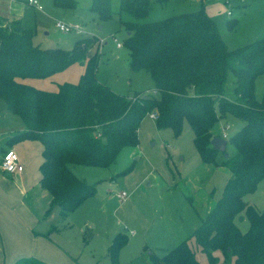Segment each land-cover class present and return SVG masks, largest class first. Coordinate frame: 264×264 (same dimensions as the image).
<instances>
[{
	"label": "trees",
	"instance_id": "trees-1",
	"mask_svg": "<svg viewBox=\"0 0 264 264\" xmlns=\"http://www.w3.org/2000/svg\"><path fill=\"white\" fill-rule=\"evenodd\" d=\"M168 1L121 0L120 13L135 20H120L128 32L123 46L129 51V67L148 72L155 84L153 91L131 97L98 81L100 52L90 49L95 38H81L70 50L42 48L33 43L35 28L0 17V99L25 124L9 143L42 142L41 183L61 216L67 217L96 194V185L79 178L72 167H111L123 150L139 145L138 131L148 115L158 114L157 127L171 128L176 136L187 122L194 146L207 164H216L220 154L211 141L222 136L214 135L213 128L229 117L240 119L244 125L229 140L236 154L220 164L231 172L220 199L191 236L161 257L152 253L151 261L201 264L195 253L200 248L210 264H218L216 252L222 253L224 264L232 259L234 264H264V211L245 200L264 179V96L261 101L255 96L256 81L264 75V37L229 49L204 9L140 22L154 3ZM54 3L75 8L73 0ZM90 9L102 19L113 14L110 0H93ZM228 25L233 28L235 22ZM76 63L85 65L79 81L60 84L56 91L21 82L49 78ZM231 77L233 89L227 92ZM243 214L250 225L246 233L236 224ZM127 243L128 237L121 233L113 238L111 264H120L119 253ZM16 264L44 263L22 259Z\"/></svg>",
	"mask_w": 264,
	"mask_h": 264
},
{
	"label": "rangeland",
	"instance_id": "rangeland-1",
	"mask_svg": "<svg viewBox=\"0 0 264 264\" xmlns=\"http://www.w3.org/2000/svg\"><path fill=\"white\" fill-rule=\"evenodd\" d=\"M38 1L44 11L32 12L35 45L70 50L81 38H95L90 49L91 52L96 49L100 52L99 82L124 96L154 89V81L148 72L130 69L128 49L116 47L117 42L123 44L128 36L120 20L135 21L131 15L120 13L121 0H110L113 14L105 19L90 9L93 0H73V9L57 6L54 0ZM231 1L234 4L237 0ZM262 2L264 0H255L245 8H235L234 17L239 16L240 22L234 30L226 26L230 18L226 16L223 0H169L164 5L154 3L148 17L140 22L161 21L204 9L210 17L218 20L217 26L223 29L225 38L249 41L248 30L263 16ZM57 22L77 25L83 33H64L56 27ZM232 80L231 77L226 85L227 92L233 89ZM227 122L230 125L226 130L229 141L244 125V121L229 117ZM223 125H226V120L213 128V134L222 135ZM138 136L139 145L123 150L116 163L109 168L72 167L79 178L95 184L97 191L62 221L70 230L71 244L76 246L78 252L80 249L87 250L83 256L85 264H91V251H101L108 238L117 233L130 238V244L122 253L129 257L121 259L123 264H148L144 262L142 254L146 259L151 251L164 255L168 249L194 233L220 199L231 176V172L220 165L225 157L222 153L217 156L216 164L202 162L194 146L193 131L187 122L181 134L176 136L171 128L159 129L155 119L148 115L141 122ZM227 154L231 157L236 154V148L230 141ZM129 168L130 171L125 173ZM122 192L127 194L126 199L119 197ZM245 200L257 210L264 211V179ZM236 224L243 233L250 226L244 214L236 220ZM100 259V264H109L108 257L102 256Z\"/></svg>",
	"mask_w": 264,
	"mask_h": 264
},
{
	"label": "crops",
	"instance_id": "crops-1",
	"mask_svg": "<svg viewBox=\"0 0 264 264\" xmlns=\"http://www.w3.org/2000/svg\"><path fill=\"white\" fill-rule=\"evenodd\" d=\"M254 1L237 0L233 4L230 0V5L227 6L225 0H223L226 16L230 18L226 23L229 30H234L239 24L238 22H240L239 16L234 17V9L245 8L248 3L252 4ZM263 4L264 2H262ZM43 11L44 8L40 11L30 6L28 0H0V17L7 20L18 19L28 28H34L32 12L36 14V12ZM229 11H231V15H228ZM261 11L263 16L259 17L254 27L248 30L249 41L233 37L225 38L222 33L223 29L217 26L229 49L242 47L264 37V10ZM207 14L209 13L207 12ZM213 20L215 23L218 21L215 18ZM232 20L235 22V26L230 28L228 22ZM116 47L122 48L123 46ZM84 71L85 65L76 63L65 71L49 78L24 79L21 82L40 90L56 91L58 86L65 82L77 83ZM127 96L131 97L130 95ZM255 96L258 101H261L264 96V75L260 76L256 81ZM227 120L226 125L228 124ZM24 130L25 124L23 121L19 117L11 115L3 101L0 104V163L4 152L13 149L19 155L24 170L21 173L9 174L0 168V264H16L22 259H35L44 264H85L83 256L87 250L80 249V252H78L79 250L76 246L71 244L70 230L62 222L67 217L61 216L58 205L53 203L50 193L41 183L44 145L40 140H24L15 144L9 143L13 136ZM116 235H111L108 238L101 251H91L89 256L91 264H100L102 256L110 259L109 247ZM192 243L193 239L189 241L191 246L193 245ZM129 244L130 238H128V243L119 253V262L121 259L124 258L123 260H125L126 257H129L122 254L123 251H126ZM145 248L148 247L146 246ZM152 253L160 257L163 256L151 251L148 252L146 259L145 255L142 254L144 262L152 264ZM195 253L197 260L201 264H210L207 256L200 248H195ZM129 255L132 254L129 253ZM97 256L99 259H97ZM215 257L219 260L218 264H224V256L221 252H216ZM109 264H111V260H109ZM120 264L123 263L120 262ZM231 264H234V259H232Z\"/></svg>",
	"mask_w": 264,
	"mask_h": 264
},
{
	"label": "built area",
	"instance_id": "built-area-1",
	"mask_svg": "<svg viewBox=\"0 0 264 264\" xmlns=\"http://www.w3.org/2000/svg\"><path fill=\"white\" fill-rule=\"evenodd\" d=\"M28 4L30 6H33L35 8H37L38 10L42 11L43 7L42 5L39 3L38 0H28ZM225 4L227 6L230 5V0H225ZM228 15H231V11L228 12ZM56 27L60 29V31L64 32V33H69L74 31L76 34H82V30L77 26V25H66L62 22H57L56 23ZM117 46L118 47H122L123 44L117 42ZM150 116L152 118H154L155 120L158 119V114L156 113H152L150 114ZM230 128V125H226L224 126V128H222V138L227 140V133L226 130ZM0 168L9 174H17V173H21L24 170V166L20 161L19 155L17 154L16 151H14L13 149H9L6 152H4L3 157H2V161L0 163ZM119 197L121 199H126L127 194L125 192H122L121 194H119Z\"/></svg>",
	"mask_w": 264,
	"mask_h": 264
},
{
	"label": "water",
	"instance_id": "water-1",
	"mask_svg": "<svg viewBox=\"0 0 264 264\" xmlns=\"http://www.w3.org/2000/svg\"><path fill=\"white\" fill-rule=\"evenodd\" d=\"M211 145L215 151L222 153V154H225V157L228 156V154H227L228 142L226 139H224L222 137L213 138V140L211 141Z\"/></svg>",
	"mask_w": 264,
	"mask_h": 264
}]
</instances>
